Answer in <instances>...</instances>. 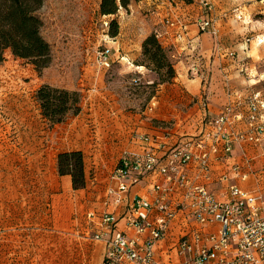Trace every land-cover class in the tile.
<instances>
[{"label":"rangeland","instance_id":"obj_1","mask_svg":"<svg viewBox=\"0 0 264 264\" xmlns=\"http://www.w3.org/2000/svg\"><path fill=\"white\" fill-rule=\"evenodd\" d=\"M100 1L43 0L42 7L35 14L43 21L42 35L51 45V63L38 72L27 60L14 57L11 51L7 50L6 60L2 62V67L0 66V146L4 149V158L0 157V173L2 172L0 176H3L0 177V196L10 191L32 197L31 199H19V203H25L22 207L2 209L0 205V239L6 238L11 241L56 239L58 242L56 259L46 262L47 256L44 254L49 255L52 252L50 249L54 250V247L40 243L36 249L43 257L39 256L37 264H102L99 243L94 244L95 241H91V244L86 243L87 246L83 251L76 246V240L82 238L84 234L80 232L76 236L75 231L77 229L83 231V228L87 226L84 223L85 215H82V212L94 207L96 198L93 196L97 194L96 191L102 182L106 180L108 182V176L113 172L123 146L117 138V140L114 139L119 128H113L111 125H116V121L102 117L100 123H88V120L92 119L88 117V114H91L88 110L90 96L110 100L115 111L120 109L136 115L134 118L136 127L143 130L156 126H167L177 129L178 132L194 134L199 131L208 116L204 109L206 99L198 105L200 113L191 112L193 102L181 107L166 104L164 116H159L156 108L150 110L153 97L158 99L160 87L169 86L176 75L170 83L161 84L157 81L156 75L151 78L148 76L149 73L147 75L144 73L146 71L142 74L128 71L127 62L121 58L115 40L109 34V23L113 18L118 21L120 16L126 17L128 12L133 17L136 13L133 11L134 8L130 9V3L127 8H119L121 15H102L99 11ZM193 1L197 2L196 0L190 2ZM203 8L205 10L203 15L212 14L213 9ZM242 12L241 6L235 7L232 11L235 26H239L235 21V16L240 13L247 19L245 24L251 22V18L243 15ZM256 16L259 15L256 14ZM245 24L243 27L246 26ZM119 26L120 33L122 29L120 24ZM251 27V31L243 30L251 34L247 38L254 37V40L248 44L249 50L251 49L250 44L254 43L255 47L263 45V43H257L256 37L264 34L254 30L255 25ZM219 43L215 40V50L222 48ZM108 47L112 48L117 59L108 70H105L98 67L96 54L99 50ZM141 58L142 56L135 62H139ZM248 59L247 57L244 61L239 55L237 58H232L241 65L247 63L254 67L257 66L252 65ZM173 61L175 64L174 58ZM262 61L264 63V59ZM256 69L260 72L258 66ZM202 74L200 69L192 68V63L188 67L190 77ZM134 78L140 79L135 82ZM43 83L77 90L80 93L81 110L77 114L70 113L64 121L70 124L66 130L67 134H65V129L61 131L41 113L36 91ZM250 86V90L247 88L248 91L255 87ZM16 102L15 109L19 108L22 111L18 116L14 115L15 112H10ZM194 103H196V98ZM96 115L98 116L97 112ZM69 145L80 148L79 150L84 155L87 185L78 192H74L71 187L67 188L57 170V153ZM2 163L6 165L1 166ZM43 191H49L51 194L69 191L85 207L83 210L77 209L75 204L73 210L69 209L67 212V208L63 205L50 207L49 200L47 202L43 200L48 211L38 215L39 210L34 205L39 201L36 193ZM76 193H78L77 196ZM2 201L0 198V203ZM69 213L74 220L73 226ZM54 219H56L57 226L53 225ZM10 264L18 263L10 262Z\"/></svg>","mask_w":264,"mask_h":264},{"label":"built area","instance_id":"obj_2","mask_svg":"<svg viewBox=\"0 0 264 264\" xmlns=\"http://www.w3.org/2000/svg\"><path fill=\"white\" fill-rule=\"evenodd\" d=\"M199 1L208 10L213 9L214 0ZM235 17L239 26L247 21L241 13ZM167 23L175 24L170 20ZM196 23L201 30L218 34L214 18L199 17ZM154 33L157 38L162 36L158 29ZM184 34L186 29L181 25L177 37ZM253 40L254 37L247 38L245 44ZM256 40L258 44L264 43V34ZM223 54L233 59L238 57L236 50ZM112 61L109 47L97 52L99 68L108 70ZM192 68L198 70L200 64L196 62ZM238 69L250 85L261 87L245 96L237 94V99L226 103L217 115L208 116L197 133L185 135L167 126L135 132L133 143L137 149L121 153L112 172L118 186L108 189L107 201L117 206L125 193L144 179L162 176L163 180L148 182L152 199L131 195L121 214L113 211L89 214L98 217L101 226L93 238L103 239L107 246L102 264H264L262 193L234 183L228 185L232 174L247 179L248 172H242L238 162L232 163L230 170L225 168L214 175L215 164L230 159L235 145H260L264 140V71L258 72L247 63ZM225 81L228 85V78ZM214 182L221 184L218 190L209 188ZM177 218L185 223L184 226L179 223L183 228L174 244L181 259L160 261L156 258V244L170 236ZM191 222L194 228L188 226ZM208 224L213 225L212 230L205 232Z\"/></svg>","mask_w":264,"mask_h":264},{"label":"crops","instance_id":"obj_3","mask_svg":"<svg viewBox=\"0 0 264 264\" xmlns=\"http://www.w3.org/2000/svg\"><path fill=\"white\" fill-rule=\"evenodd\" d=\"M196 1L197 2H187L186 0H131L129 7L130 9L134 8L133 11L136 13L135 17L131 16L127 11L128 13L126 17L122 15L119 17L120 19H118L122 30L117 36L113 37V39L119 50L118 52L121 54V58L128 64L126 65L128 71L141 74L146 71L144 73L146 75L149 73V77L153 78L155 75L157 77L155 72L148 70L144 66L138 65L135 62L137 61L136 59L141 56V45L143 40L154 30H160L162 32V36L159 38L160 41L165 46H172L175 50L172 58L175 59L176 77L173 83L169 84V86L166 87L165 85H162L160 87L158 99L153 97L150 105V110L153 108L158 109L159 116L165 115L166 104H169V106L173 105L181 107L182 105H188L192 102L193 106L191 112L200 113L201 110H198V105L200 102L202 103V101H204L203 99H206L204 108L205 112L208 113V116H214L221 111L229 100H236L237 94L245 96L249 92L247 88L250 90L251 86L238 69L241 63H236L237 61L232 60V58L224 56L223 53L230 49L237 50L238 55L241 59H244V61H246V58L248 57L251 64L257 65L259 71L263 73L264 63L262 60L264 59V43L259 47H255L254 43L250 44L251 49L249 50V43L245 44L244 40L251 34H248L243 30L249 29V31H251V26L255 25L256 28L254 30L258 31V33H264V0H215L212 14L208 13L205 15H203L205 13L203 6L199 4V0ZM237 6H241L243 10L242 13H244L243 15L251 18V22L245 24V27L242 26V29L239 26H235L233 21L234 16L232 15V11ZM141 12L144 15H142ZM256 14L259 16H256ZM117 15H121L120 9L118 10ZM198 16L202 18L213 16L217 21L218 34L214 35L210 30H201L197 23H195L196 17ZM165 20L174 21L175 24L170 26ZM181 25L185 26L186 34H184L182 38H178L177 34L181 29ZM215 40L220 42L219 44L222 45V48L215 50ZM253 46L255 48H253ZM245 48L246 50H244ZM110 49L112 52V48ZM116 59L117 57L115 56V53L112 52V64ZM198 60L200 70L203 74L190 77L188 75V67H190L191 63L193 65L195 62H198ZM132 64L134 66H132ZM0 66L2 67V62L0 63ZM204 77H206L205 80ZM226 78H228V85L225 81ZM254 86L258 88L260 87L259 85ZM203 93L206 94L205 98H203ZM195 98L196 103H194ZM109 101L110 100H106V98H96L94 96L89 97L88 110L91 114H88V117L92 119L88 120V123H100L102 117L113 120L114 122L116 121L117 124L111 126L113 128H119V130L116 131L117 135L114 139L117 138L118 141H120V145L122 144L123 149L121 151L137 149V146L133 143L135 132L148 131L149 129L143 130L140 127H136L134 121L136 115L123 112L120 109L115 111L114 106H112V103ZM15 105H17V102L14 104L10 112H15L14 115L18 116L22 111L19 108L18 110L15 109ZM96 112L98 113V116L96 115ZM68 123L69 122L66 121L55 125L61 131L65 129V134H67L66 130H68V127L70 126ZM86 125L88 126L89 124ZM175 130L178 131L177 129ZM182 134L190 135L191 133L185 132ZM65 138L67 139V136H65ZM79 149L80 148H75V146L69 145L64 149H61L59 152ZM3 150V147L0 146V157H3ZM235 162L242 165V172H248L247 179L241 180L238 175L232 174V179L228 185L234 183L251 192L259 191L264 198V140L260 145L249 143L235 145L230 159H224L215 164L214 175L217 176L220 171L225 170V168L230 170L231 164ZM4 165H6V163H2L1 166ZM0 175H2V172ZM0 177L2 178L3 176ZM61 179L67 188L71 187L74 192L80 191V189H73L70 175L61 176ZM154 179L162 181L163 177H149L144 179L140 184L132 186L129 192L125 193L123 201L117 206L107 201L108 189L117 188L118 186V181L112 177V172L110 176H108V182L106 180L105 182H102L100 186L98 185L99 189L96 191L97 194H93L95 195L93 197L96 198V203L93 205L94 207L90 209H85L84 211L83 207H85V205L79 202V200L77 201L75 196L69 191L53 192V194L49 191L37 192L36 198L39 201L35 202L34 205L37 206V210H39L38 215L45 214L48 211V209L45 208L46 204L43 203V200L44 202L49 200L48 205L50 207L63 205L67 208V212H69V209L73 210L75 204L77 205V209L81 208L83 210L82 215H85L84 223L87 224V226L83 228L84 230L82 229L83 231H79L78 229L75 231L76 236H78L80 232L84 234L82 238L77 237L80 241H75L76 246L84 251V247L87 246L86 243L91 244V241H95L94 244L99 243L102 253V263L107 246L103 239L96 240L93 238L96 233L100 232L101 226L99 224V218L91 217L89 214L91 212L101 213V211H113L117 214H121L125 211L124 209L126 208L127 203L131 200V195L133 194H139L152 199L154 196L152 193L148 192L147 184ZM217 185L219 187L221 186L219 182H214L209 185V188L212 190H218L219 187L217 188ZM2 195L3 196H0L3 200L0 203L2 209L17 208V206L22 207L25 203H19V199L32 198L31 196H26L27 194L20 192L6 191ZM77 195L78 193H76V196ZM106 202H108V204H106ZM43 204L44 207L42 206ZM71 216V213H69V218H71L73 226L74 220ZM123 223V220H121L119 223L120 228H122ZM179 223L183 226L185 224L182 219H175L170 236L167 239L157 242L155 253L158 260L163 262H176L181 259V256L177 254L174 248V244L182 232L181 228H183ZM67 224L69 223L67 222ZM53 225L57 226L56 219H54ZM188 226L194 228V222H191ZM212 227L213 225L208 224L205 226L204 231L209 232L212 230ZM90 235L92 236L90 237ZM109 236L110 234L106 235V237ZM40 243H44L49 247H54V250L50 249L52 252L49 255L44 254L47 256L46 262L51 261L52 259L55 260L58 242L54 238L49 240L23 241H11L4 238L0 239V264H10V262H17L18 264L39 263V256H43L42 254L39 255L36 248L40 246ZM13 248L17 249L15 250Z\"/></svg>","mask_w":264,"mask_h":264},{"label":"trees","instance_id":"obj_4","mask_svg":"<svg viewBox=\"0 0 264 264\" xmlns=\"http://www.w3.org/2000/svg\"><path fill=\"white\" fill-rule=\"evenodd\" d=\"M190 2L191 0H186ZM131 0H101L100 13L115 15L120 7L127 8ZM43 5V0H0V63L5 60V52L20 59H25L38 72L51 63V45L42 35L43 21L35 14ZM109 34L115 37L119 33L116 19L110 21ZM141 60L138 65L157 74L161 84L170 83L176 75L172 58L174 48L165 46L152 32L142 42ZM36 97L42 115L51 123H62L70 113L77 114L81 110L79 91L41 84ZM59 175H70L72 187L83 189L87 185L84 155L81 150L60 152L57 155Z\"/></svg>","mask_w":264,"mask_h":264}]
</instances>
